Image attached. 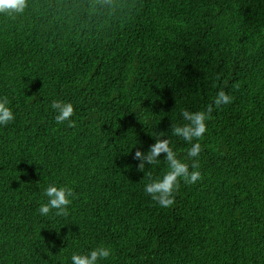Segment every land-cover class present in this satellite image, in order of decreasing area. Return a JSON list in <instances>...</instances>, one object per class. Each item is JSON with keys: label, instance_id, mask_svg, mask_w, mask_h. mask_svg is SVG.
Here are the masks:
<instances>
[{"label": "trees", "instance_id": "16d2710c", "mask_svg": "<svg viewBox=\"0 0 264 264\" xmlns=\"http://www.w3.org/2000/svg\"><path fill=\"white\" fill-rule=\"evenodd\" d=\"M0 264H264V0H0Z\"/></svg>", "mask_w": 264, "mask_h": 264}]
</instances>
